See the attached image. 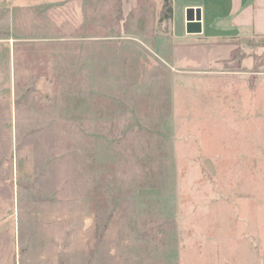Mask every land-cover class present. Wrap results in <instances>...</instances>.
<instances>
[{
	"label": "rangeland",
	"instance_id": "obj_1",
	"mask_svg": "<svg viewBox=\"0 0 264 264\" xmlns=\"http://www.w3.org/2000/svg\"><path fill=\"white\" fill-rule=\"evenodd\" d=\"M142 50L0 92V264H264V39Z\"/></svg>",
	"mask_w": 264,
	"mask_h": 264
},
{
	"label": "crops",
	"instance_id": "obj_2",
	"mask_svg": "<svg viewBox=\"0 0 264 264\" xmlns=\"http://www.w3.org/2000/svg\"><path fill=\"white\" fill-rule=\"evenodd\" d=\"M190 8L198 33H187ZM239 39H264V0H0V92L17 93L26 78L126 76L143 48L178 61L186 49ZM104 186L91 194L101 209Z\"/></svg>",
	"mask_w": 264,
	"mask_h": 264
},
{
	"label": "water",
	"instance_id": "obj_3",
	"mask_svg": "<svg viewBox=\"0 0 264 264\" xmlns=\"http://www.w3.org/2000/svg\"><path fill=\"white\" fill-rule=\"evenodd\" d=\"M186 22H187V33H198L200 32V18L198 9H187L186 11ZM190 28H196L195 31H189Z\"/></svg>",
	"mask_w": 264,
	"mask_h": 264
},
{
	"label": "trees",
	"instance_id": "obj_4",
	"mask_svg": "<svg viewBox=\"0 0 264 264\" xmlns=\"http://www.w3.org/2000/svg\"><path fill=\"white\" fill-rule=\"evenodd\" d=\"M25 85H28V83H25ZM16 93V92H15ZM27 95L29 94V92L26 93Z\"/></svg>",
	"mask_w": 264,
	"mask_h": 264
}]
</instances>
